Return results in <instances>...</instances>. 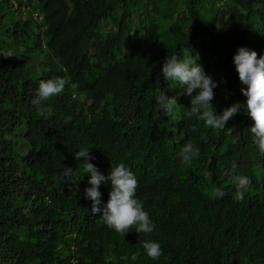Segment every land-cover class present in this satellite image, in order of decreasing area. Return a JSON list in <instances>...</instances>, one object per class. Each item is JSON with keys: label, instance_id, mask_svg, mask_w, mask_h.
<instances>
[{"label": "trees", "instance_id": "1", "mask_svg": "<svg viewBox=\"0 0 264 264\" xmlns=\"http://www.w3.org/2000/svg\"><path fill=\"white\" fill-rule=\"evenodd\" d=\"M237 46L264 52V0H0V264H264V156L250 117L241 107L223 130L187 119L190 98L159 72L169 53L197 55L217 81L216 111L242 105ZM54 77L67 83L41 115L31 100ZM161 91L176 115L159 108ZM189 141L201 155L182 166ZM82 146L105 175L120 161L136 174L151 233L121 237L91 212L73 156ZM232 162L251 180L240 201ZM110 188L99 185L102 203ZM147 239L161 244L156 260Z\"/></svg>", "mask_w": 264, "mask_h": 264}, {"label": "clouds", "instance_id": "2", "mask_svg": "<svg viewBox=\"0 0 264 264\" xmlns=\"http://www.w3.org/2000/svg\"><path fill=\"white\" fill-rule=\"evenodd\" d=\"M232 62L242 85L239 91L244 95L245 100L242 105L239 101H235L219 112L212 103L217 81L205 72L198 62L197 55L182 58L176 53H169L163 58L159 72L165 82L170 81L179 85L183 94L190 98L188 110L183 112V116L202 121L206 128L223 130L226 122L243 107L251 120L248 128L252 142L258 154L264 156V52L258 56L252 48L237 46L232 54ZM66 83L67 81L62 77L42 79L38 82L31 103L38 107L41 115L51 113V106L47 102L62 93ZM157 102L166 116L176 115L178 103L175 97L166 96L161 91ZM200 155V147L190 141L183 143L175 154L178 163L182 166L191 165ZM73 156L77 160L83 158L82 173H88L90 186L84 188L83 194L85 199L91 201V212L99 213V218L108 228L121 237L130 228L137 233H151L154 230V222L145 209L143 201L136 195L138 179L129 166L122 161L111 163L105 175L90 162L95 158L90 156L89 147H80ZM236 168V163L232 162L225 169V175L232 178L235 186L233 199L240 201L244 198L251 180L247 175H236ZM61 171L65 178L70 179L75 175L73 168L68 166ZM204 175L205 179L210 180V171L205 172ZM106 181L110 182L111 188L107 201L102 203L99 185ZM212 194L215 199H221L225 195L219 187L214 188ZM142 248L152 260H156L162 254L161 244L157 240L142 241ZM70 262L74 263L75 259L72 258Z\"/></svg>", "mask_w": 264, "mask_h": 264}, {"label": "rangeland", "instance_id": "3", "mask_svg": "<svg viewBox=\"0 0 264 264\" xmlns=\"http://www.w3.org/2000/svg\"><path fill=\"white\" fill-rule=\"evenodd\" d=\"M135 5H136L135 3H131V4L129 5V11L132 12L133 9L135 8ZM21 17H22V16H21ZM5 54H7V52H5V53H4V52H1V55H2V56H4Z\"/></svg>", "mask_w": 264, "mask_h": 264}, {"label": "built area", "instance_id": "4", "mask_svg": "<svg viewBox=\"0 0 264 264\" xmlns=\"http://www.w3.org/2000/svg\"><path fill=\"white\" fill-rule=\"evenodd\" d=\"M34 16H36V15H34Z\"/></svg>", "mask_w": 264, "mask_h": 264}]
</instances>
